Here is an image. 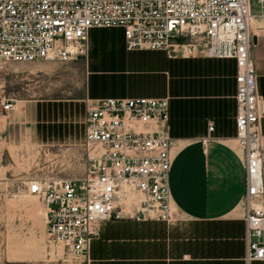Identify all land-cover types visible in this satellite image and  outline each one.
Masks as SVG:
<instances>
[{"label": "built area", "instance_id": "1", "mask_svg": "<svg viewBox=\"0 0 264 264\" xmlns=\"http://www.w3.org/2000/svg\"><path fill=\"white\" fill-rule=\"evenodd\" d=\"M256 3L264 7V0ZM253 22L252 0H0V61L86 62L93 29L121 30L126 51L168 56L178 37L201 38L206 56L233 60L246 260L264 261V206L257 204L264 196L263 105L251 54ZM12 109L11 100L0 99V119ZM168 118L167 98L86 100L82 177L28 185L42 200L48 238L66 251L64 264H91L101 223L123 217L130 194L138 197L134 220L170 219L173 141L160 126Z\"/></svg>", "mask_w": 264, "mask_h": 264}, {"label": "crops", "instance_id": "2", "mask_svg": "<svg viewBox=\"0 0 264 264\" xmlns=\"http://www.w3.org/2000/svg\"><path fill=\"white\" fill-rule=\"evenodd\" d=\"M252 12L251 54L264 135V20L260 16L264 7L252 0ZM109 38L99 30L90 31L86 72L94 44ZM173 50L170 56L137 51L129 61L131 74L115 77L113 91L102 94L86 89L87 100L167 98L169 118L160 126L173 141L170 219L136 221L123 215L102 222L99 236L91 243V264H264L246 260L245 172L234 124L235 63L208 57L189 44ZM157 53L173 62L171 72L162 65L163 59L154 56Z\"/></svg>", "mask_w": 264, "mask_h": 264}, {"label": "rangeland", "instance_id": "3", "mask_svg": "<svg viewBox=\"0 0 264 264\" xmlns=\"http://www.w3.org/2000/svg\"><path fill=\"white\" fill-rule=\"evenodd\" d=\"M101 32L112 38L94 44L88 72L84 60L0 61V99L13 105L0 119V264H64L66 260L65 249L48 238L42 200L29 193L28 185L34 180L78 179L84 173L86 89L113 91V79L131 74L129 61L138 55L123 48L121 30ZM174 44L170 55L174 48L188 44L204 51L205 41L180 36ZM164 54L154 56L163 59L168 73L173 62ZM137 199L135 194L127 197L125 217L132 214ZM257 204L264 206V196Z\"/></svg>", "mask_w": 264, "mask_h": 264}, {"label": "trees", "instance_id": "4", "mask_svg": "<svg viewBox=\"0 0 264 264\" xmlns=\"http://www.w3.org/2000/svg\"><path fill=\"white\" fill-rule=\"evenodd\" d=\"M93 30H99V31H102V30H110V29H93ZM123 36V35H122Z\"/></svg>", "mask_w": 264, "mask_h": 264}, {"label": "bare ground", "instance_id": "5", "mask_svg": "<svg viewBox=\"0 0 264 264\" xmlns=\"http://www.w3.org/2000/svg\"><path fill=\"white\" fill-rule=\"evenodd\" d=\"M136 203V202H135Z\"/></svg>", "mask_w": 264, "mask_h": 264}]
</instances>
